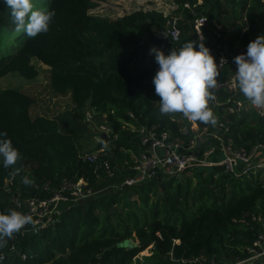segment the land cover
<instances>
[{"label": "trees", "instance_id": "1", "mask_svg": "<svg viewBox=\"0 0 264 264\" xmlns=\"http://www.w3.org/2000/svg\"><path fill=\"white\" fill-rule=\"evenodd\" d=\"M172 4L180 35L177 41L163 42L165 54L189 39L199 43L193 23L200 16L206 19L202 42L215 58L223 45L231 49L239 41L241 47L264 34V0H173ZM97 5V0H48L44 6L55 10L49 30L29 37L16 31L10 9L0 0L1 42L8 38L0 55V76L15 72L33 79L39 74L33 64L37 60L47 67L50 96L66 98L62 110L52 111L35 95L0 89V139H10L20 153L8 167L0 158V213L12 209L26 215L30 213L23 203L28 200H48L57 192L66 197L57 203V210L42 217L31 215V223L5 238L0 264H180L175 261L200 253L218 259L242 256L240 247L251 242L256 227L250 229L241 220L261 211L257 205L264 208V190L222 167L183 171H196L202 188L191 197L194 209L185 207L181 217L169 221L154 213L148 223L120 226L119 213L112 206L122 198L121 189L137 194L146 204L149 194L162 186L160 195L166 196L172 211H181L179 206L190 197L189 188L176 176L161 173L114 193L106 187L118 181L112 185L115 188L132 174L130 167L142 149L132 140L131 127L155 126L177 136L184 126L189 129L192 120L182 112H159L160 97L153 84L159 65L150 49L169 17L158 10H137L112 19L95 17L90 11ZM244 18L246 22L238 24L237 19ZM245 24L248 28L242 31ZM211 92L208 107L216 122L193 121L199 128L211 131L222 124L227 129L224 139L236 148L249 150L264 142L263 119L252 110H236L231 97L228 102V93ZM101 126L107 129L105 138ZM214 143L208 138L198 151ZM94 152V163L83 160ZM104 161L111 175L99 167ZM25 177L31 183H23ZM80 179L84 185L73 200L71 190L61 188ZM227 186L233 199H226ZM239 198L242 201L234 202ZM96 210L105 212L102 221ZM112 219H117L115 228ZM147 248L149 255L138 256Z\"/></svg>", "mask_w": 264, "mask_h": 264}, {"label": "built area", "instance_id": "2", "mask_svg": "<svg viewBox=\"0 0 264 264\" xmlns=\"http://www.w3.org/2000/svg\"><path fill=\"white\" fill-rule=\"evenodd\" d=\"M187 7L188 5L185 4ZM174 9V8H172ZM164 16H168L167 27L158 33L156 36L165 40L177 41L180 35L178 28V16L171 12L161 11ZM206 24V19L202 16L196 18L193 27L201 42L202 34L201 27ZM220 45L217 49L220 51L216 57L218 63L219 75L217 77V84L213 87L212 91H224L229 94L228 102L231 101L235 104V109L245 107L252 110L259 118L264 120V106L253 105L240 91L238 81L236 79L237 65L234 57L242 52H246L247 45L237 47L233 46L231 49L225 45ZM211 54L212 51L210 50ZM237 107V108H236ZM232 109H230V112ZM106 134L107 129L104 126L100 127ZM220 128V129H219ZM222 124H219L214 130L209 131L205 127L199 130L195 124L189 129L183 127L180 130V135L174 136L168 131H158L155 126H132L131 131L134 133L132 140L141 147V152L134 159L133 165L130 167L131 176H126L120 186H115L119 189L123 186H131L136 183L147 181L159 173L167 176H179L187 168L208 169L213 167H222L224 172L231 173L237 178H247L252 181L256 186L264 190V142L253 145L249 150L244 148H236L229 139H224V133L227 132L226 128H222L223 132L219 133ZM210 138L216 141L212 146L203 150L201 153L198 151L199 147ZM96 153L94 152L83 160L94 163L96 160ZM99 167L105 171L107 175H111L112 171L107 162L100 163ZM76 186V185H74ZM71 184H64L62 190L74 187ZM80 188L76 187L79 191ZM71 195V192H70ZM75 196V195H72ZM66 200L61 193L57 192L48 200L31 199L28 200L27 206L30 214L42 217L48 215L56 210L59 201ZM261 211L264 208L257 205ZM34 209H39L36 213L31 212ZM261 211L251 212L248 214L249 220H241L243 224L253 226L256 230L252 232V240L249 244L240 247L242 256L233 258H220L214 255H206L200 253L190 258H182L180 264H264V215ZM247 215V214H246ZM39 222L36 220L35 223Z\"/></svg>", "mask_w": 264, "mask_h": 264}, {"label": "clouds", "instance_id": "3", "mask_svg": "<svg viewBox=\"0 0 264 264\" xmlns=\"http://www.w3.org/2000/svg\"><path fill=\"white\" fill-rule=\"evenodd\" d=\"M10 9L16 31L29 37L47 32L55 16V10L36 7L34 0H3ZM159 67L153 76L155 92L160 97L159 112L171 114L182 112L192 121L215 124L216 118L208 107L213 98L211 89L217 84L219 67L210 49L201 42L187 40L179 49L165 52L152 47ZM237 65L236 79L243 95L255 106H264V34L258 35L247 45L246 52L234 57ZM0 158L4 167L16 163L20 153L10 139H0ZM23 183L29 184L27 177ZM32 217L10 209L7 214L0 213V247L7 238L19 231Z\"/></svg>", "mask_w": 264, "mask_h": 264}, {"label": "rangeland", "instance_id": "4", "mask_svg": "<svg viewBox=\"0 0 264 264\" xmlns=\"http://www.w3.org/2000/svg\"><path fill=\"white\" fill-rule=\"evenodd\" d=\"M37 1V0H36ZM47 3L48 0H39L35 2V4L39 5L36 7H45L44 5ZM173 0H97V7L90 11V14L95 17H104V18H116L118 16H122L125 14H130L133 11L137 10H158V11H165V12H173L175 10V6L172 4ZM174 8V9H172ZM236 18H240L239 14H235ZM238 24H243L245 21V18L240 20L237 19ZM248 24H245L242 28V31L247 30ZM229 30V29H228ZM227 31V33H229ZM230 31V30H229ZM263 34V33H262ZM7 37H3V40L1 42L0 39V55L4 52V47L6 46ZM22 40V39H21ZM252 40V39H251ZM240 42L237 41L235 45H238ZM163 50V48H159ZM33 64L38 68L39 74L37 77L33 79H27L19 75L18 73L12 72L8 73L5 76H0V89H15L19 90L24 93L35 95L38 98L43 99V105H48L52 111H59L62 110V107L66 104V98H54L53 96H50V93L48 91L47 85H48V71L47 67L38 62L37 60H33ZM38 101V100H37ZM39 102V101H38ZM237 108V107H236ZM41 107H36V110L41 111ZM242 109L248 110L245 107ZM230 111V110H229ZM192 127L196 123L191 121ZM197 125V124H196ZM214 127V126H213ZM197 128L199 130H203V128H199L197 125ZM216 128V127H215ZM214 128V129H215ZM213 129V130H214ZM102 134V133H101ZM96 141H99V137H95ZM208 172H202V176L205 177L208 175ZM196 171L188 170L186 172H183L179 176H176L177 181L182 183L184 185V188H189L190 194L189 198L187 199V204L184 205L183 203L179 208L181 211L171 210L169 200L164 196L161 197L162 192V186H157V192H152L149 194V198L146 204L142 202L140 198H138L137 194L130 192L124 193L121 189V195L122 198L113 204L112 209L119 213L120 218V226L126 225L130 228L133 227L135 223L141 224L145 222H150L154 213L161 219L166 220L169 219V221H173L175 218H179L182 216V211L185 209V207H188L190 210H193V201L191 200V197L194 195L195 189L200 190L202 186H199V179L196 178ZM216 176V175H215ZM214 176V177H215ZM173 177V176H171ZM188 180L191 181V183H188ZM118 181L109 182L106 187H111L113 190V193L115 191H118L116 188H113V184H117ZM175 184V183H174ZM82 185H84V182L82 179H80L76 186L73 188L71 187V195H75L73 200L79 196V192L76 190L77 188H80ZM120 186V185H119ZM107 188V189H108ZM123 188V187H122ZM107 191V190H105ZM101 193H104V189L101 190ZM226 199H230L231 196V187L227 186L225 190ZM233 199V197H232ZM16 201V200H15ZM236 201H242L241 198L235 199ZM17 202V201H16ZM24 208L28 209V206L26 205V202L23 203ZM58 207V206H57ZM31 212L36 213L39 209H31ZM57 210V209H56ZM97 214H100L101 212L99 210L95 211ZM105 215V212L101 213V221L103 220ZM129 218V221L127 218ZM111 225L112 228H115L117 226V219H112ZM149 255V248L145 249L144 251L140 252L138 256H146Z\"/></svg>", "mask_w": 264, "mask_h": 264}, {"label": "water", "instance_id": "5", "mask_svg": "<svg viewBox=\"0 0 264 264\" xmlns=\"http://www.w3.org/2000/svg\"><path fill=\"white\" fill-rule=\"evenodd\" d=\"M164 40L162 38H159L157 36L154 37L153 39V45L156 47V48H161L162 44H163ZM101 137L102 138H105L106 137V134L105 133H102L101 134ZM113 211V210H112ZM126 245H131V242H126Z\"/></svg>", "mask_w": 264, "mask_h": 264}]
</instances>
